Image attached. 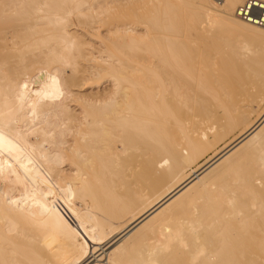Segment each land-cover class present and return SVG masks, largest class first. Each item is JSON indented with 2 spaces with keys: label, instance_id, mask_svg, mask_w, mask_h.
Returning a JSON list of instances; mask_svg holds the SVG:
<instances>
[{
  "label": "bare ground",
  "instance_id": "bare-ground-1",
  "mask_svg": "<svg viewBox=\"0 0 264 264\" xmlns=\"http://www.w3.org/2000/svg\"><path fill=\"white\" fill-rule=\"evenodd\" d=\"M134 1L0 0V21H14L13 26L0 28V152L8 147L9 137L18 135L21 140L0 159V168L4 167V176L0 175V264H66L70 260L63 252L58 254L63 248L55 251L61 241L54 247V232L60 230L61 235L71 236L67 238L76 252L71 261L76 264H126L116 255L117 244L150 234L154 236L150 245L136 259L188 264L181 248L176 251L175 247L186 243L181 231L195 233L199 219L192 214L172 228L165 222L169 211L174 206L183 209L191 194H200L208 204L213 200L214 205L209 204L213 216L225 204L237 211L235 200H256L257 204L248 218H238V226L224 219L226 226H217L216 241L205 237V245L216 242V248L194 254L190 264H264V31L242 22L236 10L235 16L226 17L192 6L175 10L169 1L155 11L130 10L126 19L140 21L109 23L117 12L114 8ZM225 1L227 9L234 10L244 0ZM75 15L80 21L76 27L88 32L100 22L110 24L108 33L118 35L120 47L115 46L127 55L151 54L150 69L141 64L144 73L149 72L145 78L150 81V110L143 107L146 101L136 100L145 88L132 78L139 71L135 63L118 59L121 55H115L114 45L116 53L108 49L107 56L101 57L105 64L94 57L88 59L72 21ZM22 19L30 24L22 26ZM136 23L149 25L153 47L146 46L148 40L144 48L132 49L133 42L143 43L133 35ZM207 36L231 50L230 66L222 76H213L215 57L212 49L201 44ZM81 60L96 64L85 67ZM104 71L99 83H92L99 87L107 76L113 88L95 92V87H86L85 74ZM141 116L150 117V122L138 120ZM239 129L242 133L220 154L159 197L164 183L193 168L200 156ZM24 142L29 147L22 151L19 146ZM219 176L222 182H216ZM157 193L155 203L119 231V239L111 241L117 240L116 248L108 253L110 248H103L101 258L94 246L108 226L99 224L82 233L77 230L78 214L72 221L76 229L71 222L73 230L59 218L65 200L78 202L74 203L80 213L79 200L87 204L116 200L112 209L123 215ZM83 209L87 210L84 205ZM87 211L82 215L90 216ZM58 222H66L60 223L65 230L61 225L59 231H51L54 235L48 233ZM199 242L193 243L195 251Z\"/></svg>",
  "mask_w": 264,
  "mask_h": 264
},
{
  "label": "rangeland",
  "instance_id": "rangeland-1",
  "mask_svg": "<svg viewBox=\"0 0 264 264\" xmlns=\"http://www.w3.org/2000/svg\"><path fill=\"white\" fill-rule=\"evenodd\" d=\"M154 1L156 2V3H154ZM163 1H169V2H171V4L173 5V7H174V9L176 10H178V9H180V8H184V7H189V6H192V7H196V8H199V9H201V10H204V11H214L215 13H217V14H219V15H221V16H226V17H231L232 15H234L235 16V10H236V8L239 6V5H241L243 2H245L246 0H244V1H242L241 3H239V5H237V7L234 9V10H229V9H227V7H226V5H225V0H138L137 2H136V0L134 1V3L136 4H134V3H128V4H124V5H122V7L120 8H114L115 9V11H117L116 13H115V15L114 16H112L111 17V22H109V23H111L112 24V22L113 23H115V22H117V23H123L124 21H126L125 23H131V22H136V21H140V20H137V18H132V19H130L129 21L126 19V17H128L132 12H130V10H137L138 8H139V10H141L142 8L143 9H145L146 11H155V10H157V9H161L162 7H163ZM142 2V3H141ZM178 2V3H177ZM144 3V5H142ZM141 4V5H140ZM180 4V5H179ZM106 6H109V7H115V5H108V4H105ZM186 5V6H185ZM127 6H129V7H127ZM175 6H176V8H175ZM181 6V7H180ZM136 7H138V8H136ZM140 7H141V9H140ZM180 7V8H179ZM3 7L2 6H0V10L2 9ZM151 8H153V9H151ZM118 9V10H117ZM117 13H120L119 15H116ZM121 18V19H120ZM125 18V19H124ZM123 19V20H122ZM119 20V21H118ZM122 20V21H121ZM132 20V21H131ZM136 20V21H135ZM72 21H73V23L75 24V29L77 28V30H75V31H77L78 32V34L82 37L81 38V42H84L85 43V46L83 47L84 48V50L87 52V58L88 59H90V58H95L96 59V61L98 62H101V63H103V64H105L104 62H103V60H105V59H101V57H106L107 56V54L108 53H105L106 52V50H108V49H112V51L114 52V53H116L117 52V54H115V55H118V56H120L121 55V57H118V59H121L122 57L123 58H125V59H123L122 58V60H124L125 62H127L128 63V61H130V62H133V63H135V64H132V65H134L135 67H137L138 69H139V71H137L135 74H133L134 76L132 77L133 78V80H137V81H139V82H141L142 84H144V85H142V87H144L145 88V90H141L140 92H138V93H140V96H138L137 98H136V100H138V101H140L141 100V102L143 103V100L144 101H146V103H144L143 105V107L145 108V107H149V110H150V96H149V94H150V81L149 80H147V76H149V72H147V74L146 73H144V70L142 69V65H143V67H144V69L145 68H147V69H145V70H148V69H150V57H151V54H148V53H142V52H138L137 51V53L135 54V53H133L134 55L132 56V54H130V55H127L126 53H125V51L126 50H122V48H119L120 47V45H118L119 44V40H118V35L116 36V35H114V34H109L108 33V28L109 27H112L110 24L108 25V24H105L106 22H100V24L98 23V24H96V25H94V29H91V31H86L84 28H82V26L80 27V26H77L76 27V23L78 24V22H80L79 21V19H77V16L75 15L74 17H73V19H72ZM105 21V20H104ZM13 23H14V21L13 20H2V21H0V28H5V27H11V26H13ZM25 23L26 24H30V22H26L25 20H21L20 22H19V24H21L22 26H24L25 25ZM145 25V26H144ZM98 26V27H97ZM146 26H148V27H146ZM199 26L201 27V24H199ZM150 27H149V25H147V24H139V23H136V24H134V29H135V32L133 33V35H134V37L136 38V40H138V41H140V42H143V43H138V42H133V47L132 46H130V48L132 47V49H134V48H137V49H142V48H144L145 46L143 45L144 43H146L148 40V43H147V45L146 46H150V48L151 47H153V43L154 42H152V41H150V29H149ZM202 28H204L203 27V25H202ZM96 29V30H95ZM98 29V30H97ZM98 31V32H97ZM261 31H264V29H262ZM104 32V33H103ZM86 33V34H85ZM108 33V34H107ZM144 33V34H143ZM262 33H264V32H262ZM106 35H108V36H106ZM110 35V36H109ZM112 36V37H111ZM191 36V38H194V36H195V34H191L190 35ZM130 37L131 38H133V36L132 35H130ZM111 38H112V40H111ZM206 38V39H205ZM209 38V39H208ZM32 39V38H31ZM30 39V41H33V39L31 40ZM35 39V38H34ZM102 40H103V42H102ZM208 40V41H207ZM113 42V43H112ZM150 42V43H149ZM203 43H201V44H203L204 45V47L205 46H207V48L210 50V49H212V50H210V52H211V54L215 57L214 58V61H215V65H214V67H213V76H215V77H219V76H222L223 74H224V71H226V70H228V68H229V66H230V60H231V57H232V53H231V50H230V48L227 46V45H225V44H218V42L217 41H215V40H213V39H211V37L210 36H207V37H204V40L202 41ZM104 43V44H103ZM110 44L112 45L111 47H110ZM108 45V46H107ZM115 45H117V46H119V47H117V46H115V48H117L118 50H116L115 48H114V50H113V47ZM138 46L140 47V48H138ZM107 47H110V48H107ZM124 49V48H123ZM115 50H116V52H115ZM214 52V53H213ZM113 53V54H114ZM119 53V54H118ZM138 53L140 54V55H138ZM89 54V55H88ZM126 54V55H125ZM142 54V55H141ZM136 58H135V57ZM138 56H139V58H138ZM127 59H128V61H127ZM227 61V62H226ZM224 62V63H223ZM83 66H87V65H89V64H94L95 63V61L93 62V61H84V60H81V62H80ZM96 64V63H95ZM137 64L139 65V66H137ZM142 64V65H141ZM223 64H225V65H223ZM103 73V74H102ZM105 71L104 72H101V73H99L98 75H97V73H92L91 75H89V74H85V75H87V79H88V81H87V83H86V87L88 88H90V87H95L94 88V91L96 92V91H98V90H101V91H103V90H105V89H111V88H113V81L111 80V78H109V77H107L106 76V78L105 77H102V78H104V79H101L100 80V86L98 87V86H95V85H97V83H99L98 82V80L100 79L99 77H101L100 75H104L105 76ZM144 74H146V75H144ZM82 76V75H81ZM136 76V77H135ZM145 77H147V78H145ZM98 79V80H97ZM141 81H140V80ZM92 80L93 81H96L97 83H92ZM144 82V83H143ZM146 82V83H145ZM88 83L89 84H93V85H88ZM73 89H75L76 90V88H73ZM147 89H148V91H147ZM78 90H80V89H78ZM81 91V90H80ZM77 92H79V91H77L76 90V93ZM82 93H85V91L84 92H82ZM131 93H133V92H131ZM131 96H132V94H131ZM140 97V98H139ZM136 105V104H135ZM254 119H255V117H254ZM138 120H140V121H149L150 122V117H146L145 116V118L143 117V116H141L140 118L138 117ZM23 126V124H20V125H18L17 127L19 128H21ZM149 129H150V126H149ZM242 131H243V129H239V130H237L234 134H232V135H229L227 138H225V139H223V140H221V141H219L217 144H216V146L213 148V149H210L209 151H207L206 153H204L202 156H200L199 158H198V162L193 166V168H191V169H188V170H185V171H183L180 175H178L173 181H170V182H166V183H164V185L162 186V188H161V190L159 191V194L157 193V195L156 196H154L152 199H147V203L145 202L144 204H142L140 207H138V208H132L133 210H131V209H129L128 210V212L126 211L123 215H121V213L118 211V212H116L115 210H113L112 209V207H113V202L114 201H116V200H95V201H93V202H91L90 204H87V203H85V202H83V201H81V200H79V204H78V208H79V206L81 207V205H82V208H81V211H83L84 212V214H86L85 212L87 211V214H90V216L88 215V217H87V215H86V217H85V215L83 214L82 215V213L83 212H79V209L77 210L76 209V206H75V203L74 202H76V201H74V200H71L72 201V205L70 204V200H65L64 201V203H63V205L64 206H62L63 208L61 209V211L59 212V215H60V217L59 218H62V221H64V220H66V222L68 221L69 223H67L65 226L66 227H70V230H73V229H71L73 226V224H74V226H75V224L77 225V223H78V226H77V230L78 231H80V229H81V231L80 232H82V233H87V231H88V228L89 227H92V228H94V227H96L97 228V226L99 225V224H105L106 226H108V227H105V231H104V234L103 235H101L100 237H98V239L96 240V242L97 243H99V245H95L94 246V249H96V253H97V255H100V258L103 256V255H105V254H102L103 253V248H110L109 250H107V252L106 253H108V252H111V251H113L115 248H116V246L118 245L119 247L117 248V250H116V255L118 256V257H123V259H124V261H125V263L126 264H153V263H155V264H158V260H152V261H147V262H144V261H141V260H138V259H136L137 258V256L139 255V254H141L143 251V248L145 247V246H148V245H150V239L151 238H153L154 236L153 235H151L150 233H148V234H150V236L149 237H146V238H144V239H142V240H139V239H133V240H130V241H127V242H124V243H118L116 246L113 244V243H115L114 241H113V243H111V241L112 240H115V238L116 239H119V236H117L118 235V233H119V231H121L123 228H125L129 223H131L132 221H134L135 220V218H137L141 213H143L146 209H148L149 207H151L154 203H155V200H157L160 196H165L166 194H168V193H170L175 187H177L178 185H180L187 177H189V176H191V175H193L194 174V172L195 171H197L199 168H200V166H202V165H204V164H206L207 162H209L212 158H214L215 156H217L218 154H220L227 146H229L232 142H234L237 138H238V136L242 133ZM19 135H21V134H19ZM23 136V135H22ZM18 137H20V136H16V137H9L5 142L8 144V149L7 148H5V149H3V150H1V152H0V159L1 158H3V157H6V156H8L9 155V153L14 149V143H16V144H18V142L19 141H21V140H19V138ZM24 138H26V136L24 135ZM143 139V137L141 138L140 137V140H142ZM14 142H13V141ZM6 144V145H7ZM15 144V145H16ZM29 142H27V144H26V142H24V144H22L21 146H19V148L20 149H22V151H25L26 149H28V147H29ZM28 145V146H27ZM11 148V149H10ZM147 152H149L150 151V147H146V149H145ZM7 151V152H6ZM141 152L143 151V150H140ZM5 154V155H4ZM2 169H4V167L3 168H0V175H3L4 176V172H3V170ZM192 172H193V174H192ZM224 173H225V171L223 172V174H221V175H224ZM221 177L222 176H219V177H217L216 178V182H222L221 180ZM159 195V197H157ZM70 201V202H69ZM80 201H81V203H80ZM209 201V200H208ZM243 201V202H242ZM254 201V202H253ZM68 202H69V204H68ZM203 202V203H202ZM205 202V203H204ZM211 202V201H210ZM210 202H209V204H210ZM214 201L212 200V202H211V204L213 203ZM236 202V203H235ZM252 202V203H251ZM78 202H76V204H77ZM97 203V204H96ZM184 205L185 206H183V209H181V207H180V209L179 208H176V209H174V207L169 211V213L167 214V220H166V222H165V224L166 225H168L170 228H172V227H174V226H176V225H179V224H181V223H183V221H184V218L185 217H187V216H190V215H192V214H195V216L199 219V222L201 223L199 226H197V230L195 231V233L194 234H185L184 232H180V235H181V238H183V239H185V242L186 243H182L181 244V247H179L176 243L174 244L175 246H178V247H175V250L177 251L178 249H180L181 248V250L180 251H182L184 254H185V257H186V259H187V261L185 260L184 262L186 263H188V264H190L189 262H192V259H193V257L195 256V255H199V254H204L205 252H207V251H209V250H213V249H215L216 248V245H217V243L216 242H214V244H212V246H208V245H205L208 241V239H209V241H216L217 240V238H218V236H215L214 234H215V232L216 231H218V227L217 226H220V228L222 227V226H224L225 225V221L223 222V220L224 219H228L230 222H231V224L233 225V226H238V225H240L238 222L240 221V220H238V218L240 217L241 218V220H243L244 218H248L251 214H252V212H251V208L252 207H254L255 206V204H257V201L256 200H247V202H246V200H239V201H237V200H235L234 201V204L236 205V208H237V205H239L238 206V208H237V211H236V209H235V211H234V209L232 210V208H231V206L230 205H228V204H225V205H222V207H223V209H222V211L220 212V214H218L217 216H213V215H211L210 214V212L212 211V209L211 208H213V207H211L212 205H214V204H212L211 206L207 203V200H201V195L199 194V195H196V196H194L193 194H191L188 198H186L185 200H184ZM81 204V205H80ZM86 204V205H85ZM98 204H99V206H98ZM206 204H208L209 206H207ZM224 204V203H223ZM83 205H84V208H87V210L85 211V209H83ZM73 206H75V207H73ZM86 206V207H85ZM97 206H98V208H97ZM206 206H207V208H206ZM251 206V207H250ZM68 207V208H67ZM194 207L197 209V212H195L194 213ZM242 208L243 207V209H241L240 210V208ZM250 207V208H249ZM67 211H66V210ZM97 209V210H96ZM99 209V210H98ZM250 209V210H249ZM174 210H176V211H174ZM214 210V209H213ZM243 210V211H242ZM90 211V212H89ZM93 211V212H92ZM98 211V212H97ZM183 211V212H182ZM234 213H233V212ZM64 213L63 215H62V213ZM71 212H73V213H71ZM203 212H205L204 214H202ZM236 212H238L237 214H236ZM112 213V214H111ZM233 213V214H232ZM78 214V216L76 217V215ZM130 214V215H129ZM232 214V215H231ZM74 215H75V217L77 218V220L79 219V221H77V223H73L74 222V220H76V218L74 217ZM201 215H203L202 217H201ZM234 215H236L235 217H233ZM239 215V216H238ZM225 216H227L226 218H225ZM232 216V217H231ZM65 217V218H64ZM68 217V218H67ZM220 217V218H219ZM224 217V218H223ZM236 217H237V219H236ZM89 218V220H87ZM215 218H216V220H215ZM223 218V219H222ZM234 218V219H233ZM239 218V219H240ZM64 219V220H63ZM60 221H61V219H59ZM73 221V222H72ZM66 222H64V223H66ZM71 222L73 223V224H71ZM60 223H63V222H60ZM60 223L58 222V224H56V225H54V229L52 230V228H50L49 230L50 231H47V230H44V231H42L43 233H45V231H47L48 233H50L51 231H54L56 228L58 229V231L62 228L63 230H65L64 229V225H62V227L61 228H59L61 225H60ZM63 223V224H64ZM213 223V224H212ZM107 224H109L110 226H112V228H110L109 227V225H107ZM173 224V225H172ZM68 225V226H67ZM70 225V226H69ZM172 225V226H171ZM214 225V226H213ZM55 226H57V227H55ZM64 226V227H63ZM72 226V227H71ZM209 226V227H208ZM212 226H213V228H212ZM226 226V225H225ZM65 227V228H66ZM207 228V229H206ZM56 229V230H57ZM74 229H76V226L74 227ZM76 230V231H77ZM171 229H169L168 231H170ZM212 230V231H211ZM109 232H112V233H109ZM214 232V233H213ZM54 233H58L57 235L55 234V236H57L56 237V239L55 238H53V240H54V247L56 248L57 246H55L56 244H58V242L57 241H61V242H59V247L58 248H54L55 249V251L57 252V249H59L60 247L61 248H63V250L61 251V253H58V254H63L64 255V257L66 258V260H70V261H68L66 264H76V263H74V260H73V262L71 261L72 259H74L75 258V250L72 248V246H71V238L70 239H68L69 237H71L70 236V234H69V236H66L65 237V234H63V235H61L62 233H61V230H60V233L59 232H57V231H55ZM50 234H53L52 232L50 233ZM60 234V235H59ZM113 234H115L114 236H112ZM54 235V234H53ZM111 235V236H110ZM64 236V237H63ZM202 236V237H201ZM68 237V238H67ZM114 237V238H113ZM118 237V238H117ZM187 237V238H186ZM205 237L207 238V240L205 239ZM62 238V239H61ZM111 238V239H110ZM113 238V239H112ZM110 239V240H109ZM55 240H56V242H55ZM66 240V241H65ZM69 240V241H68ZM201 240V241H200ZM206 240V241H205ZM64 243H63V242ZM68 241V242H67ZM146 241V242H145ZM187 241H188V243H187ZM195 241H197V242H199V245H198V247H196L198 250L197 251H195V246H193V243L195 242ZM70 242V243H69ZM53 243V242H52ZM62 243L64 244V245H62ZM68 243H69V245H68ZM113 244V245H112ZM201 244V245H200ZM68 247H67V246ZM142 245H143V247H142ZM191 246V247H190ZM65 247V248H64ZM96 247V248H95ZM189 249H188V248ZM66 248H68L69 250H67ZM72 248V249H71ZM107 248V249H108ZM60 249L58 250V251H60ZM140 251H139V250ZM200 249H202V250H200ZM53 250V249H52ZM51 250V251H52ZM67 250V251H66ZM133 252H131V251ZM134 250H135V252H137V253H135L134 252ZM136 250H138V251H136ZM194 250V251H193ZM202 251V252H201ZM63 252V253H62ZM66 252V253H65ZM129 252H130V256L128 255L129 254ZM201 252V253H200ZM198 253V254H197ZM56 254V253H55ZM143 254H144V252H143ZM167 254V252H162V254L161 255H166ZM195 254V255H194ZM122 255V256H121ZM193 255V256H192ZM90 256V257H89ZM89 256H87V259L89 258V260L88 261H91L93 258H91V255H89ZM125 256H126V258H125ZM129 256V257H128ZM172 255H170V256H167V259H169L170 257H171ZM190 256H192V257H190ZM132 257V258H131ZM77 258H79V256H77ZM91 259V260H90ZM131 259V260H130ZM190 259H191V261H190ZM165 264V263H164ZM170 264V263H169Z\"/></svg>",
  "mask_w": 264,
  "mask_h": 264
},
{
  "label": "built area",
  "instance_id": "built-area-1",
  "mask_svg": "<svg viewBox=\"0 0 264 264\" xmlns=\"http://www.w3.org/2000/svg\"><path fill=\"white\" fill-rule=\"evenodd\" d=\"M236 16L244 23L264 29V1L246 0L237 7Z\"/></svg>",
  "mask_w": 264,
  "mask_h": 264
}]
</instances>
